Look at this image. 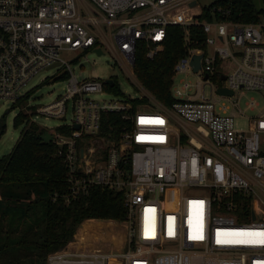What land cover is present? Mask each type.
I'll list each match as a JSON object with an SVG mask.
<instances>
[{
    "label": "built area",
    "instance_id": "obj_1",
    "mask_svg": "<svg viewBox=\"0 0 264 264\" xmlns=\"http://www.w3.org/2000/svg\"><path fill=\"white\" fill-rule=\"evenodd\" d=\"M197 6L198 0H0V102L15 104L42 74L65 69V93L40 109L64 120L74 112L51 138L67 170L63 197L71 204L93 188L124 195L122 253L64 248L47 264H264V103L247 117L237 100L246 90L264 93V9L244 23L232 19L230 4L194 12ZM169 27L180 28L186 51L174 68V102L164 105L138 81L135 57L138 44L148 59L157 57ZM98 50L113 56L136 98L108 90H120L113 78L79 80L61 58L72 52L79 62ZM106 93L116 97L91 99ZM26 114L25 127L37 124ZM105 114L119 115L120 129L106 127ZM238 118L246 129L236 126Z\"/></svg>",
    "mask_w": 264,
    "mask_h": 264
},
{
    "label": "trees",
    "instance_id": "obj_2",
    "mask_svg": "<svg viewBox=\"0 0 264 264\" xmlns=\"http://www.w3.org/2000/svg\"><path fill=\"white\" fill-rule=\"evenodd\" d=\"M228 2L236 21L253 22L262 13L253 0H225L222 4ZM195 34L200 36L193 27L192 35ZM185 51L178 27L168 28L164 48L153 60L147 58L144 46L138 44L136 77L164 105L174 102L171 95L174 68ZM108 90L120 94L116 87ZM29 96L16 102L15 107L26 103ZM145 102L144 98L141 103ZM29 118L21 112L14 126L18 128ZM103 118L106 127L122 126L119 115L105 114ZM46 133L37 124H29L10 154L0 159V264H47L48 256L66 248L85 221L122 222L127 217L124 195L111 190L93 188L88 195L66 203L63 197L68 193L66 166L53 140L46 139ZM79 233L83 240L82 231Z\"/></svg>",
    "mask_w": 264,
    "mask_h": 264
},
{
    "label": "rangeland",
    "instance_id": "obj_3",
    "mask_svg": "<svg viewBox=\"0 0 264 264\" xmlns=\"http://www.w3.org/2000/svg\"><path fill=\"white\" fill-rule=\"evenodd\" d=\"M225 0H198V6L194 12H199L211 6H220ZM258 10L264 9V0H253ZM230 4V2H228ZM78 54L72 52L61 53V58L67 62H72V68L79 80L100 79L102 81L113 78L117 81L122 93L119 98H136L138 91L131 86L126 76L116 64L113 56L106 52L105 55L97 56L89 53L85 58L76 62ZM65 69H53L42 74L32 85L24 89V94H29L28 101L21 106L15 107L11 101L0 102V159L9 155L16 143L19 141L25 124L16 128L14 120L18 114L33 113L35 122L47 131L46 139L52 138V134L62 125L71 123L74 112L69 109L66 119L47 117L40 114V109L53 104L60 96L65 93L66 82L63 78ZM114 93H106L102 96L94 95V100H110L115 98ZM238 104L242 112L247 116H256L263 109L264 93L258 91H245L244 96L237 97ZM252 101L258 103V107L252 110L249 105ZM227 106H231L230 103ZM238 128H247L246 120L238 118L236 120ZM95 221V220H92ZM112 222V223H111ZM79 230L82 231L78 235ZM128 225L125 221H96L94 223H85L80 227L72 242L67 245L68 251L79 252L83 249H102L106 252L122 253L125 250ZM80 234V233H79ZM78 235V237H77ZM113 264H118L113 263Z\"/></svg>",
    "mask_w": 264,
    "mask_h": 264
},
{
    "label": "water",
    "instance_id": "obj_4",
    "mask_svg": "<svg viewBox=\"0 0 264 264\" xmlns=\"http://www.w3.org/2000/svg\"><path fill=\"white\" fill-rule=\"evenodd\" d=\"M192 5H195V3H193ZM97 54H98L99 56H101V55H103V52H102L101 50H98V51H97ZM200 60H201V56H195V57L193 58L192 66L194 67V72H198L199 69L201 68V66H200ZM108 84L112 86V85H113V81H112V80H109V81H108ZM219 93H220V94H225V95H232L231 93L227 92V91L224 90V89H220V90H219ZM75 129L78 130L79 127H78V126H75Z\"/></svg>",
    "mask_w": 264,
    "mask_h": 264
},
{
    "label": "crops",
    "instance_id": "obj_5",
    "mask_svg": "<svg viewBox=\"0 0 264 264\" xmlns=\"http://www.w3.org/2000/svg\"><path fill=\"white\" fill-rule=\"evenodd\" d=\"M0 199H1V196H0ZM90 221H92V220H90ZM96 221V220H95ZM88 221H85L82 225H81V227L85 224V223H87ZM112 223V222H111Z\"/></svg>",
    "mask_w": 264,
    "mask_h": 264
}]
</instances>
